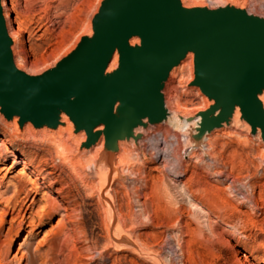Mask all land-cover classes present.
I'll list each match as a JSON object with an SVG mask.
<instances>
[{
	"label": "rangeland",
	"instance_id": "obj_1",
	"mask_svg": "<svg viewBox=\"0 0 264 264\" xmlns=\"http://www.w3.org/2000/svg\"><path fill=\"white\" fill-rule=\"evenodd\" d=\"M99 1L4 0L17 65L31 74L54 67L79 37L89 33ZM183 2L188 7L234 4L264 16V0ZM194 71L190 55L166 84L173 115L191 117L211 104L192 84ZM140 130L144 133L140 145L134 139L122 141L113 158H124L127 147L135 154H128L129 165L118 162L127 168L121 172L126 180L116 177L112 183L109 195L116 209L112 214L103 192L107 179L100 142L84 148L87 134L76 133L69 124L52 130L28 123L21 129L0 106V264H264L262 135L253 134L241 114L234 124L211 133L200 147L191 143L189 130L182 125L169 122ZM174 136L179 162L170 153ZM158 145L169 146L170 157L158 156ZM91 157L98 159V169ZM232 172L238 180L234 195L227 190ZM182 187L189 196L182 195ZM179 204L184 217L178 214Z\"/></svg>",
	"mask_w": 264,
	"mask_h": 264
},
{
	"label": "water",
	"instance_id": "obj_2",
	"mask_svg": "<svg viewBox=\"0 0 264 264\" xmlns=\"http://www.w3.org/2000/svg\"><path fill=\"white\" fill-rule=\"evenodd\" d=\"M92 34L40 74L15 59L0 0V106L21 129L57 130L73 122L84 148L105 138L114 158L122 141L140 145V130L169 123L165 88L172 72L194 55V86L210 106L187 117L191 142L200 147L215 130L241 119L264 141V16L234 4L188 7L183 0H103ZM135 38L140 43H133ZM119 64L109 69L116 55ZM103 127V128H101Z\"/></svg>",
	"mask_w": 264,
	"mask_h": 264
},
{
	"label": "bare ground",
	"instance_id": "obj_3",
	"mask_svg": "<svg viewBox=\"0 0 264 264\" xmlns=\"http://www.w3.org/2000/svg\"><path fill=\"white\" fill-rule=\"evenodd\" d=\"M55 1V0H54ZM102 1L103 0H101V1H99V5L101 6V4H102ZM198 3H199V1H198ZM3 4H4V0H3ZM206 6H211V7H213V4H210V3H208V5H206ZM7 7V6H6ZM100 8V7H99ZM97 9H98V7H97ZM99 10V9H98ZM5 15H6V17L8 16L7 15V13H6V11H5ZM93 17H94V14H93ZM92 23H93V18L90 20V29H89V33L88 34H92V32H93V29H92ZM87 29V28H86ZM19 31H21V30H19ZM19 31H18V33H19ZM18 33H16V34H18ZM83 33V32H82ZM85 33V32H84ZM15 34V35H16ZM21 34V33H20ZM19 36V35H18ZM21 36V35H20ZM81 38L82 37H79L78 38V40L76 41V43H75V45H74V47H73V49H75L76 48V46L78 45V43L80 42V40H81ZM20 39V38H19ZM18 39V40H19ZM21 41V40H20ZM19 42V41H18ZM133 43H140V39L139 38H135L134 40H133ZM73 46V45H72ZM69 47V46H68ZM71 48V47H70ZM72 49V50H73ZM71 50V51H72ZM65 53H66V51H65ZM64 55V54H63ZM191 55H193V54H191ZM194 56V55H193ZM19 60H20V58H19ZM21 61V60H20ZM118 64H119V54L118 53H116V55H115V57H114V59H113V61H112V63H111V68H109L110 70L111 69H115L116 67H118ZM188 67H191V66H188ZM183 69H185V68H183ZM30 70V69H29ZM185 71V70H184ZM190 72V71H189ZM186 73V72H185ZM181 75H182V73H181ZM264 99V98H263ZM206 104V103H205ZM206 108V107H205ZM240 115V112L238 111L237 112V114H236V118L235 119H237V117ZM14 121H15V123H17L18 121H19V117H16L15 119H14ZM64 121H66L68 124H69V128L70 129H72L73 127H74V124H73V122L68 118V116H65L64 117ZM170 123H172V124H175L176 126H180V125H182V128H188L189 126H190V123L186 120V117H179V116H177V115H173V117L171 118V120H170ZM101 128H103V127H101ZM232 131V130H231ZM235 131V130H234ZM259 133L261 134V132L259 131ZM158 135H160V134H158ZM208 138V137H207ZM206 138V139H207ZM164 139H166V138H164ZM163 139V140H164ZM172 139H174V141L172 140L171 142H169L170 143V153H171V155H172V157L175 159V161H180V158H179V156L177 155L178 154V152L176 151L177 150V148L175 147V145L178 143V140H176V138H175V136L172 138ZM190 139V138H189ZM158 139L156 138V137H154V138H152V146H153V148L155 149V147H156V141H157ZM191 141V140H190ZM164 142L166 143V144H168L167 143V141L166 140H164ZM164 142H163V144H164ZM192 143V142H191ZM209 143V142H208ZM165 144V145H166ZM58 147H60V148H63V149H66L65 148V146H64V144L63 143H58ZM99 147H101V148H103V147H105V138L103 137L102 139H101V141H100V144H99ZM98 147V148H99ZM157 149H158V156H159V154H162L163 156H165V159L167 158V156L168 157H170L169 156V146H167L166 148L165 147H162V148H159V145H158V147H157ZM212 149V148H211ZM210 149V150H211ZM62 150V149H61ZM153 150V149H152ZM160 150V151H159ZM135 151V150H134ZM155 151V150H154ZM124 152H125V156H124V158H118V161L116 160H113V158H111L110 156H108L107 154H105V155H102V158L104 159V163H103V169H104V174H105V177H106V179H107V183H106V185L104 186V189H103V192H104V194H105V198H106V201H105V203L107 204V206H109L110 208H111V211H112V214H115L116 213V209H115V207H114V202H113V200H112V198L110 197V195H109V192H110V189H111V187H112V183H113V181H114V179L116 178V177H119V178H121V179H124V180H126V177L125 176H123V173H121L122 172V170L123 171H125V170H127V168L125 167V168H121L119 165H118V162H120V163H123L124 165H129V160H128V154H130V153H133L134 154V152H133V150L131 149V148H129L128 149V147H127V149H124ZM153 152V151H152ZM195 152V151H194ZM96 153V152H95ZM95 153H93V154H95ZM136 153V152H135ZM124 154V153H123ZM137 154L138 153H136V156H137ZM199 154V153H198ZM201 154V153H200ZM199 154V155H200ZM203 154V153H202ZM135 155V154H134ZM133 155V156H134ZM140 154H138V156H139ZM189 155V154H188ZM215 155V154H214ZM92 156V155H91ZM95 156H97V154H95ZM193 156H194V154H193ZM140 157V156H139ZM197 157H199V156H196V158ZM88 158V157H87ZM92 158V157H91ZM86 159V158H85ZM94 158H92V160H93ZM170 159V158H169ZM184 159V158H183ZM199 159V158H198ZM88 160H90V159H88ZM87 160V161H88ZM96 160V164H95V168L96 169H98V167H99V162H98V159H95ZM95 160H93L94 162H95ZM138 160V159H137ZM92 161V162H93ZM164 161H166V160H164ZM93 162V163H94ZM213 162V161H212ZM90 163H91V161H90ZM181 163V162H180ZM184 163V162H183ZM207 164H208V162H207ZM131 165V164H130ZM209 165V164H208ZM167 166V165H166ZM176 170V169H175ZM25 172V171H24ZM231 172V171H230ZM218 173V172H217ZM229 173V172H228ZM135 176V175H134ZM219 176H220V181H224L223 180V176L222 175H220L219 174ZM225 176V175H224ZM234 173L232 172L231 174H229L228 176H227V181H229V180H231L232 181V183H230V184H228V186H227V190H229V192L230 193H232L233 195H234V192H233V190L235 189V186H236V182L238 181L237 180V177L236 178H234ZM196 183V182H195ZM198 183H199V181H198ZM191 184V183H190ZM187 185V184H186ZM186 185H184V187L185 188H188V186H186ZM198 185V184H197ZM200 185V184H199ZM203 185V183L201 184V186ZM118 186V185H117ZM192 187H193V185H191ZM191 186H190V188H191ZM165 187H167V186H165ZM169 187V186H168ZM184 187H182V189H180L181 190V192H182V195L183 194H188L187 193V190H185V188ZM201 188V187H200ZM207 188V187H206ZM166 188H164V190H165ZM172 189V188H171ZM199 189V188H198ZM200 190V189H199ZM204 190V189H203ZM206 190V189H205ZM223 190V189H222ZM236 190V189H235ZM234 190V191H235ZM166 191V190H165ZM168 191V190H167ZM190 191V190H189ZM196 191H198V190H196ZM208 192H209V190H207ZM211 191V190H210ZM213 191V190H212ZM211 191V192H212ZM223 191H225V190H223ZM223 191H222V194H223ZM169 192H171L170 190H169ZM192 192H194V190H192ZM200 192V191H199ZM206 192V191H205ZM204 192V193H205ZM164 193V192H163ZM166 193V192H165ZM164 193V194H165ZM171 193H173V192H171ZM213 193V192H212ZM215 193H219V191L218 192H215ZM236 193V192H235ZM167 194V193H166ZM169 194V193H168ZM200 194V193H199ZM203 193H201L200 195H202ZM214 194V193H213ZM220 194V193H219ZM218 194V195H219ZM181 195V196H182ZM185 195V196H186ZM191 195V194H190ZM193 195V194H192ZM198 195V194H197ZM208 195H210V194H208ZM217 195V194H216ZM169 196H170V194H169ZM171 196H173V195H171ZM175 196H176V194H175ZM184 196V195H183ZM182 196V197H183ZM187 196H189V195H187ZM206 196H207V194H206ZM210 196H212V195H210ZM210 196H208V198H210ZM214 196V195H213ZM222 196V195H221ZM221 196H217V197H219L220 199H222L221 198ZM199 197V196H198ZM198 197H196L197 199H198ZM203 197H205V196H203ZM223 197V196H222ZM175 198V197H174ZM174 198H172V199H174ZM208 198H207V201H208ZM224 198V197H223ZM176 199V198H175ZM225 199V198H224ZM250 199V198H249ZM170 200V199H169ZM202 200V199H201ZM213 200H215V199H212V201ZM218 200V199H217ZM223 200V199H222ZM174 202H176V200H173ZM172 201V202H173ZM178 201V200H177ZM186 201V200H185ZM194 201V200H193ZM192 201V202H193ZM211 201V200H210ZM219 201V200H218ZM224 201V200H223ZM226 201V200H225ZM3 202V201H2ZM10 201L9 200H5V204H8ZM145 202V201H144ZM184 202V201H183ZM182 202V203H183ZM188 202H189V200H188ZM192 202L190 203L189 202V204H192ZM209 202V201H208ZM217 202V201H216ZM220 202H221V200H220ZM228 202V201H227ZM3 203V204H4ZM117 203V202H116ZM179 203V202H178ZM209 203H212V202H209ZM215 203V202H214ZM213 203V204H214ZM1 204V203H0ZM105 204V205H106ZM143 204V203H142ZM205 204H208V203H205ZM204 204V205H205ZM224 204V203H223ZM173 205V204H172ZM180 206H179V208H177V211L179 212L178 214H183V213H185V212H183V204H179ZM196 205V204H195ZM216 205H218V204H216ZM175 206H177V205H175ZM174 206V207H175ZM219 206V205H218ZM136 207V206H135ZM197 207H198V205H197ZM223 207H225L226 208V203H225V205L223 206ZM110 208H108L109 209V211H110ZM211 208V207H210ZM222 208V207H221ZM224 208V209H225ZM46 209H47V207H46ZM46 209H44V211L43 212H45L46 211ZM158 209V208H157ZM174 209V208H173ZM185 209H187V208H185ZM202 209V208H201ZM167 210V209H166ZM191 210V209H190ZM196 210H197V208H196ZM196 210H194L195 211V213H196ZM205 210V209H204ZM203 209H202V211H204ZM213 210V209H212ZM144 211V210H143ZM155 211V210H154ZM169 211H170V209H169ZM176 211V210H175ZM187 211V210H186ZM189 211V210H188ZM197 211H199V210H197ZM183 212V213H182ZM220 212H222V211H220ZM1 213V212H0ZM195 213L194 214H192L193 216L195 215ZM199 213H202V212H200L199 211ZM205 213H207L206 211H205ZM216 213V212H215ZM172 214V213H171ZM1 215V214H0ZM3 215V214H2ZM111 215V214H110ZM188 215V214H187ZM200 216L201 214H198V213H196V216ZM113 216V215H112ZM120 216V215H119ZM171 216V215H170ZM185 215H182V217H184ZM190 216V215H189ZM1 217H3V216H1ZM144 217H145V215H144ZM151 217V216H150ZM188 218V217H187ZM196 217H194V219H195ZM198 218V217H197ZM196 218V219H197ZM204 218H206L207 219V217H204ZM212 218V217H211ZM150 219V218H149ZM181 219H183V218H181ZM180 219V220H181ZM195 219V220H196ZM115 220V219H114ZM183 220H185V219H183ZM188 220V219H187ZM176 222H177V219L175 220ZM211 221V219H209V222ZM154 222V221H153ZM176 222H174V223H176ZM211 222H213V220L211 221ZM116 223V222H115ZM180 223V222H179ZM178 223V224H179ZM184 223H187V221L186 222H184ZM182 225V224H181ZM180 225V226H181ZM210 228H211V224H207ZM184 226V225H183ZM187 226H189L188 224H187ZM207 226V227H208ZM185 229H187V228H185ZM212 229V231H213V228H211ZM211 229L209 230V231H211ZM184 230V228L182 229V231ZM203 231V230H202ZM184 232V231H183ZM212 233V232H211ZM205 234V233H204ZM206 235V234H205ZM146 244V243H145Z\"/></svg>",
	"mask_w": 264,
	"mask_h": 264
}]
</instances>
